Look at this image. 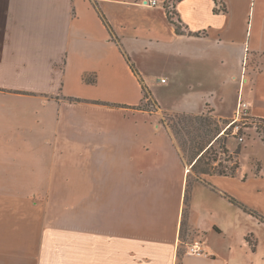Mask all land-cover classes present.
<instances>
[{
    "label": "crops",
    "instance_id": "obj_1",
    "mask_svg": "<svg viewBox=\"0 0 264 264\" xmlns=\"http://www.w3.org/2000/svg\"><path fill=\"white\" fill-rule=\"evenodd\" d=\"M158 1L0 0V264H264V142L190 186L160 122L264 120V0Z\"/></svg>",
    "mask_w": 264,
    "mask_h": 264
},
{
    "label": "rangeland",
    "instance_id": "obj_2",
    "mask_svg": "<svg viewBox=\"0 0 264 264\" xmlns=\"http://www.w3.org/2000/svg\"><path fill=\"white\" fill-rule=\"evenodd\" d=\"M146 7H149L151 9L153 8L150 6ZM156 7L160 8L163 6L161 3H159V5ZM164 59L165 58H163V61ZM243 73H245V75L247 74L245 68L243 69ZM168 75L169 74L166 71L159 69L153 70L152 86L153 84H157L158 78H164L167 80ZM241 82L242 85H245L244 79L241 80ZM155 87L163 89L165 85H161L160 87L157 85ZM154 102V99H152V103L148 102L145 105V108L152 109V111L157 110V105ZM210 111L212 110H207L204 114V120L208 119V123H210L206 128L202 125L201 120L197 121L193 118H190L191 120L193 119L191 126L193 131L192 138H189L186 133H181L178 136V134H176L175 132L170 131L169 127L166 126V124L171 125L172 121L167 115L162 114L160 119L161 124L165 126V128L174 138V141L176 142V145L181 152L183 159L189 166V174L191 176L189 185L191 186V182L195 179V177H200L198 175H200L202 168L207 167L205 163H210L213 175H219V172L225 171L227 173V176H235L244 169L246 171L245 175L247 176L256 174L261 166L262 152L256 148L255 143L264 142V121L255 119L252 116H236V118L232 121H223L218 119L214 114L211 115ZM175 122L177 123L178 120L175 119ZM180 128L181 127H179V129ZM191 142H193L194 145ZM197 147H205L206 154L203 162L194 168L193 166L196 163V160L199 158L197 154L201 151L199 150L200 148ZM190 186L188 187L185 198L186 205L190 200ZM67 195L68 193H60V200H56V196L54 198L56 208H53V213L57 216L59 215V217L61 218H59L58 222L59 224L62 223L61 226H68L69 222L68 208L64 206L62 202L63 198L68 201ZM82 213L84 214V212ZM193 247H191V249ZM196 247L202 252V248H200L199 246Z\"/></svg>",
    "mask_w": 264,
    "mask_h": 264
},
{
    "label": "trees",
    "instance_id": "obj_3",
    "mask_svg": "<svg viewBox=\"0 0 264 264\" xmlns=\"http://www.w3.org/2000/svg\"><path fill=\"white\" fill-rule=\"evenodd\" d=\"M167 6H168V4L165 7L168 8ZM167 12H168V16H169L170 21L176 26V32L178 34H181L182 33L181 26L173 21V11H167ZM131 66H132V69L134 70V72H136V70L134 68V65H131ZM86 81L91 82L89 78H86ZM143 89H144L146 98L149 100V102L152 103V97H151L150 91L148 90V88L146 86H144ZM163 114L167 115L172 121L171 125L170 124H166V126L169 127L170 131L175 132L176 134H178V136L181 133H184V134L186 133L189 136V138H192L193 131H192L191 126H192V120L193 119L197 120V121L201 120V123H202V125L205 128L208 127L209 124H210V123H208V119L204 120V118H205L204 114L205 113L202 114V115H195V116H193L191 114H186V113H168V112H164ZM210 114L213 115V111H210ZM190 118H193V119L191 120ZM175 119L178 120L177 123L175 122ZM259 120L264 121L263 119H259ZM162 123H164V122H162ZM179 127H181V128L179 129ZM208 132H209V130H208ZM191 143L193 144V142H191ZM197 148H200V147H197ZM205 149H206L205 147L199 149L201 151L197 154V156L199 158L196 160V163L193 166L194 168L197 167L198 165H200L203 162V159H204L205 154H206ZM205 165L207 167L206 168L205 167L202 168V170L200 172V175H198V176L203 177L205 175H213V172L211 171L210 163H205ZM218 174L219 175H223V176H227V173L225 171L219 172Z\"/></svg>",
    "mask_w": 264,
    "mask_h": 264
},
{
    "label": "built area",
    "instance_id": "obj_4",
    "mask_svg": "<svg viewBox=\"0 0 264 264\" xmlns=\"http://www.w3.org/2000/svg\"><path fill=\"white\" fill-rule=\"evenodd\" d=\"M142 4L145 6H150V7H156L159 4L158 0H142ZM245 83V73L242 74ZM166 80H162V83H165ZM236 116H243V117H250V105L247 103L243 97L241 96L239 103H238V109H237V114ZM191 253L193 254H201V251L197 249V247H193L191 249Z\"/></svg>",
    "mask_w": 264,
    "mask_h": 264
}]
</instances>
